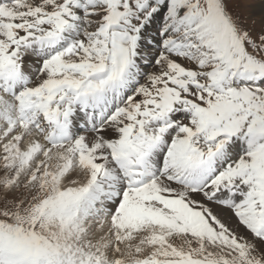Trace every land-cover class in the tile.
<instances>
[{"label":"snow or ice","instance_id":"obj_1","mask_svg":"<svg viewBox=\"0 0 264 264\" xmlns=\"http://www.w3.org/2000/svg\"><path fill=\"white\" fill-rule=\"evenodd\" d=\"M246 7L0 0V264H264Z\"/></svg>","mask_w":264,"mask_h":264},{"label":"rangeland","instance_id":"obj_2","mask_svg":"<svg viewBox=\"0 0 264 264\" xmlns=\"http://www.w3.org/2000/svg\"><path fill=\"white\" fill-rule=\"evenodd\" d=\"M260 0H244L245 4L248 5V7L246 8H242L240 9L239 11L241 12V14L243 15H253V12H252V9H253V6L254 4H256L257 2H259ZM256 17V16H254ZM257 19H259V17H256Z\"/></svg>","mask_w":264,"mask_h":264},{"label":"bare ground","instance_id":"obj_3","mask_svg":"<svg viewBox=\"0 0 264 264\" xmlns=\"http://www.w3.org/2000/svg\"><path fill=\"white\" fill-rule=\"evenodd\" d=\"M252 12L254 16L260 18L261 13L264 12V4L261 3V0L254 4Z\"/></svg>","mask_w":264,"mask_h":264}]
</instances>
